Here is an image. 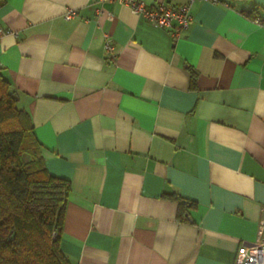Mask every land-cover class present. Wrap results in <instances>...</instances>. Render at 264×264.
Wrapping results in <instances>:
<instances>
[{"label":"crops","instance_id":"0c3cea01","mask_svg":"<svg viewBox=\"0 0 264 264\" xmlns=\"http://www.w3.org/2000/svg\"><path fill=\"white\" fill-rule=\"evenodd\" d=\"M189 11L173 38L116 1L0 6V67L48 171L70 181L59 243L72 264H235L259 236L264 0ZM171 194L194 201L185 218Z\"/></svg>","mask_w":264,"mask_h":264},{"label":"trees","instance_id":"16d2710c","mask_svg":"<svg viewBox=\"0 0 264 264\" xmlns=\"http://www.w3.org/2000/svg\"><path fill=\"white\" fill-rule=\"evenodd\" d=\"M17 101L0 67V264H72L59 243L70 181L48 171L31 117ZM170 196L185 218L194 201Z\"/></svg>","mask_w":264,"mask_h":264},{"label":"built area","instance_id":"2783aa9c","mask_svg":"<svg viewBox=\"0 0 264 264\" xmlns=\"http://www.w3.org/2000/svg\"><path fill=\"white\" fill-rule=\"evenodd\" d=\"M116 1L127 5L131 12L142 15L152 24L165 28L169 31L173 38H177L181 31L188 27L192 16L189 11L190 4L194 0H187L177 6L170 4H160L158 6H147L142 0H109ZM217 2L219 0H208ZM76 14V9L68 7L63 16L71 18ZM4 32L0 28V34ZM105 49L113 56V44L108 36L105 37ZM235 264H264V224L260 226L259 236L256 241L251 244H242L237 248L235 257Z\"/></svg>","mask_w":264,"mask_h":264}]
</instances>
